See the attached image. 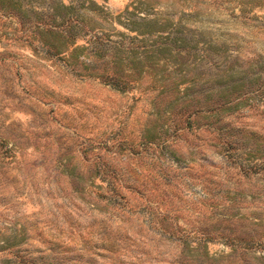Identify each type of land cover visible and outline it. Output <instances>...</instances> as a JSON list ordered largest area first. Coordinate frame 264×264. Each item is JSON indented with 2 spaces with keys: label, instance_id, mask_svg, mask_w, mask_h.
<instances>
[{
  "label": "rangeland",
  "instance_id": "1",
  "mask_svg": "<svg viewBox=\"0 0 264 264\" xmlns=\"http://www.w3.org/2000/svg\"><path fill=\"white\" fill-rule=\"evenodd\" d=\"M0 264H264V0H0Z\"/></svg>",
  "mask_w": 264,
  "mask_h": 264
}]
</instances>
